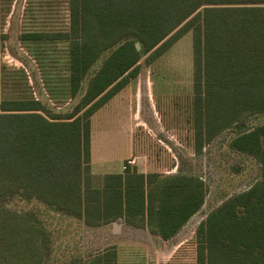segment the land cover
<instances>
[{"label": "trees", "instance_id": "16d2710c", "mask_svg": "<svg viewBox=\"0 0 264 264\" xmlns=\"http://www.w3.org/2000/svg\"><path fill=\"white\" fill-rule=\"evenodd\" d=\"M68 3L67 30L24 32L22 39L68 42V99L81 94L103 60L72 111L54 112L31 93L2 98L0 62V264H39L45 226L35 210L6 207L15 199L41 203L88 227L123 219L164 240L203 207L207 185L200 176L145 174L136 167L92 173V117L140 74L145 54L151 63L193 32L197 151L244 117L264 113V0ZM230 147L257 158L262 179L200 223L196 264H264V123L239 132ZM67 264H119L118 250Z\"/></svg>", "mask_w": 264, "mask_h": 264}, {"label": "rangeland", "instance_id": "374dc122", "mask_svg": "<svg viewBox=\"0 0 264 264\" xmlns=\"http://www.w3.org/2000/svg\"><path fill=\"white\" fill-rule=\"evenodd\" d=\"M0 16L2 98L31 93L54 112L72 111L103 60L90 71L81 94L68 99L64 95L69 75L68 42L22 39L24 32L67 30L68 0H0ZM147 55L142 57L141 73L132 80L128 91L117 94L94 119V153L101 156L105 167L113 166L135 145L132 159L139 169L200 176L207 185L203 207L177 237L162 240L147 228L124 222L118 231L113 225L88 227L41 203L10 201L5 204L10 210L20 214L35 210L45 226L46 233L40 236L44 242L37 258L39 264H67L76 258L84 261L110 245L125 250L119 256L120 264H196L195 235L200 223L229 198L262 179L259 160L232 149L230 142L239 132L264 123V113L244 117V121L224 129L197 151L193 32H187L153 62L146 60ZM129 96L132 103L126 100ZM133 110L132 119L137 125L129 130Z\"/></svg>", "mask_w": 264, "mask_h": 264}, {"label": "crops", "instance_id": "0c3cea01", "mask_svg": "<svg viewBox=\"0 0 264 264\" xmlns=\"http://www.w3.org/2000/svg\"><path fill=\"white\" fill-rule=\"evenodd\" d=\"M1 17V16H0ZM33 32V31H32ZM1 39V38H0ZM141 73V72H140ZM138 77V76H137ZM136 78V77H135ZM134 78V79H135ZM133 80V79H132ZM132 80L130 81V83L124 88V89H122L121 91H119L117 94H122V93H126V91H128V88L130 87V85H131V82H132ZM117 94L115 95V96H113L105 105H103L100 109H102L103 107H106L107 105H109L110 104V102H111V100H113L116 96H117ZM118 95V96H119ZM126 100H129V103H132L133 102V99H132V97H127L126 98ZM99 109V110H100ZM99 110L93 115V117H92V134H93V128H94V126H95V123H94V119H95V121H96V116H97V118H98V112H99ZM133 115H134V110H133V113H132V117H130V124H129V130L130 129H133V128H136L135 126L137 125L136 123H135V121H134V119H132L133 118ZM130 133V132H129ZM136 132H132V133H130V135L131 134H135ZM93 137V136H92ZM91 151H92V158H91V170H92V173L94 174V175H98V176H103V175H106V174H113V173H123L124 171H125V169H124V166H125V162L127 161V160H132V163L130 164V165H128V167H136L137 169H138V171L139 172H143V173H145V174H147V173H151V172H157V171H152V170H149L148 171V169H146V170H144V169H139L137 166H135V165H137V164H135V160H133L132 159V157L134 156V151H135V145L133 146V148L131 149H128V151L127 152H125V154L124 155H122V157L118 160V162H117V164L116 165H113V166H107V167H105V162H102V160H101V156L99 155V154H97V155H95V153H94V142L92 141V149H91ZM124 169V170H123ZM159 173H161V172H159ZM177 173V172H176ZM172 174H174V173H172ZM126 223V224H128L125 220H123V219H119V220H117V221H115V222H112V223H108V224H105V225H101V226H99V228H106V227H108V226H110V225H113L114 226V229L116 230V231H118L119 229H120V225H121V223ZM116 224H118L119 225V227L118 228H116ZM129 225V224H128ZM133 226V225H132ZM186 226V225H185ZM184 226V227H185ZM183 227V228H184ZM94 228H98V227H94ZM141 228H147L148 229V227H141ZM182 228V229H183ZM181 229V230H182ZM180 230V231H181ZM148 231H149V229H148ZM180 231H179V233H180ZM150 232V231H149ZM151 233V232H150ZM178 233V234H179ZM151 234H153V233H151ZM178 234L175 236V237H177L178 236ZM153 235H156V234H153ZM156 236H158L160 239H162L159 235H156ZM174 237V238H175ZM173 239V238H172ZM162 240H164V239H162ZM108 247H115L117 250H118V263H119V256H120V254H121V252L122 251H125V250H122V249H120L119 247H117L116 245H110V246H108ZM107 247V248H108ZM120 264V263H119Z\"/></svg>", "mask_w": 264, "mask_h": 264}, {"label": "built area", "instance_id": "2783aa9c", "mask_svg": "<svg viewBox=\"0 0 264 264\" xmlns=\"http://www.w3.org/2000/svg\"><path fill=\"white\" fill-rule=\"evenodd\" d=\"M131 163H132V160H127V164H125L124 169H126L128 165H130Z\"/></svg>", "mask_w": 264, "mask_h": 264}, {"label": "water", "instance_id": "95a60500", "mask_svg": "<svg viewBox=\"0 0 264 264\" xmlns=\"http://www.w3.org/2000/svg\"><path fill=\"white\" fill-rule=\"evenodd\" d=\"M137 47L140 48V43H137ZM118 227H119V225L116 224V228H118Z\"/></svg>", "mask_w": 264, "mask_h": 264}]
</instances>
